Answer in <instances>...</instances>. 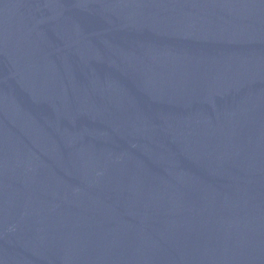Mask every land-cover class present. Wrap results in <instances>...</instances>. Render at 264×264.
Listing matches in <instances>:
<instances>
[{"label": "water", "instance_id": "water-1", "mask_svg": "<svg viewBox=\"0 0 264 264\" xmlns=\"http://www.w3.org/2000/svg\"><path fill=\"white\" fill-rule=\"evenodd\" d=\"M0 264H264V0H0Z\"/></svg>", "mask_w": 264, "mask_h": 264}]
</instances>
